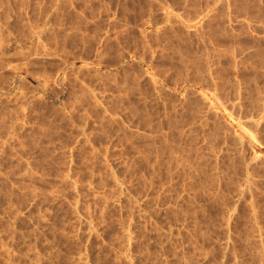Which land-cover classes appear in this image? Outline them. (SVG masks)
<instances>
[{
  "label": "rangeland",
  "instance_id": "1",
  "mask_svg": "<svg viewBox=\"0 0 264 264\" xmlns=\"http://www.w3.org/2000/svg\"><path fill=\"white\" fill-rule=\"evenodd\" d=\"M0 264H264V0H0Z\"/></svg>",
  "mask_w": 264,
  "mask_h": 264
}]
</instances>
